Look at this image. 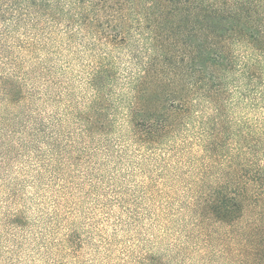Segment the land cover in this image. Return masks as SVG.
Here are the masks:
<instances>
[{
	"label": "trees",
	"instance_id": "trees-1",
	"mask_svg": "<svg viewBox=\"0 0 264 264\" xmlns=\"http://www.w3.org/2000/svg\"><path fill=\"white\" fill-rule=\"evenodd\" d=\"M0 197L7 264H264V0H0Z\"/></svg>",
	"mask_w": 264,
	"mask_h": 264
},
{
	"label": "rangeland",
	"instance_id": "rangeland-1",
	"mask_svg": "<svg viewBox=\"0 0 264 264\" xmlns=\"http://www.w3.org/2000/svg\"><path fill=\"white\" fill-rule=\"evenodd\" d=\"M62 19H59L58 22H56L57 25H59L61 28L59 29V31L63 30L65 21H67L66 17H61ZM52 32V31H51ZM54 36L53 38H57L60 39V33L54 32L53 33ZM78 37H74L73 39V43L70 47H64V43L66 42L65 39L61 41V39L55 44L57 45V50L56 53L53 52L51 56L49 57H45L46 54H44V51L40 50L37 52H34L32 54V56L29 58V60L24 64L25 69H29V71L32 69L29 67V65H34V63H36L35 67L38 68V66L41 63H44V60L47 61L49 67H52L53 73H58L61 74L63 73L64 75V79H66V81H68V83L70 84V88L72 87L73 90L75 91H79V85H80V81H78L79 79H77V77L79 75H81V70H82V66L83 65H87V61H89V58L85 55L82 54V49L80 48V46H78ZM49 45V43H48ZM46 46V45H45ZM48 47V46H47ZM55 51V50H53ZM119 55V54H118ZM122 57H123V53H121ZM25 59H27V57L24 56ZM82 58V59H81ZM23 65V64H21ZM31 72V71H30ZM34 75V73H33ZM32 76V78H38V76L34 75ZM39 81V80H38ZM39 85V82L38 84ZM41 85V84H40ZM72 94V93H71ZM69 97H72V95H68L67 99H69ZM48 111H53L54 108H52L51 105L48 106ZM45 188H39V191L37 190H32V188H27V190H25L24 194V198L25 196L27 197L25 202H22V206L26 205V208L24 209L25 212H27L28 218L29 220V224L25 229H28L26 232L25 230H21L19 231V233H17L16 238L18 239V241H24V239H21V235L24 233H27L25 235H27V241H25L24 243H19V245H21V249L18 248V253H21V258L23 261L25 260H30L32 259V256H34L33 253V248H32V239L35 233H38L39 231H43L44 226H45V221L44 219L41 217L42 216V211H46V209L48 208L46 204L43 203V198L46 197V192H45ZM1 199V197H0ZM49 201H47L48 203ZM15 206L14 204L9 205L8 209H13ZM113 211V210H112ZM115 215L116 213L113 212ZM112 215V217H113ZM93 217L96 218V221H99V225H101L103 222L105 221H100L101 217L98 215V218L96 215H93ZM35 219V221H34ZM38 219V220H36ZM37 222V223H34ZM170 230H176V229H180V226L178 223H172L169 225ZM144 232L147 231V233H154L157 234L158 231V225L153 229L150 230V224L148 221H144L143 223V227H142ZM32 243V244H31ZM14 244L13 241H11L8 236L6 235H0V248L3 249L4 252H6V250L8 249V247H12V245ZM17 253V254H18ZM120 255V251H116V253L112 254L111 259L113 261H115V259H117V257ZM100 257H102V255H98L97 258L100 259ZM1 259V264H7L6 261L7 260H14L17 258L14 257L12 258L10 255L6 254L4 256L0 257ZM87 258H92L87 257ZM96 264V263H95ZM104 264H108V263H104ZM215 264V263H212ZM217 264H223L221 262L217 263Z\"/></svg>",
	"mask_w": 264,
	"mask_h": 264
}]
</instances>
